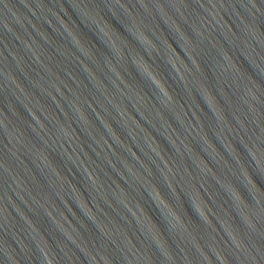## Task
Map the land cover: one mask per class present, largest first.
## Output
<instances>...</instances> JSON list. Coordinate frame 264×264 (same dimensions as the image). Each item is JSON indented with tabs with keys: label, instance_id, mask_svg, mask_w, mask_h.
Instances as JSON below:
<instances>
[{
	"label": "water",
	"instance_id": "obj_1",
	"mask_svg": "<svg viewBox=\"0 0 264 264\" xmlns=\"http://www.w3.org/2000/svg\"><path fill=\"white\" fill-rule=\"evenodd\" d=\"M0 264H264V0H0Z\"/></svg>",
	"mask_w": 264,
	"mask_h": 264
}]
</instances>
